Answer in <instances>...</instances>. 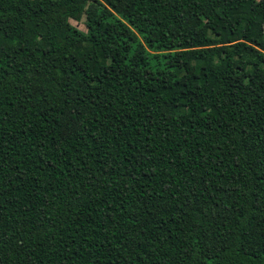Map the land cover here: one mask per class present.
<instances>
[{
	"label": "trees",
	"instance_id": "16d2710c",
	"mask_svg": "<svg viewBox=\"0 0 264 264\" xmlns=\"http://www.w3.org/2000/svg\"><path fill=\"white\" fill-rule=\"evenodd\" d=\"M0 264H264V0H0Z\"/></svg>",
	"mask_w": 264,
	"mask_h": 264
},
{
	"label": "rangeland",
	"instance_id": "374dc122",
	"mask_svg": "<svg viewBox=\"0 0 264 264\" xmlns=\"http://www.w3.org/2000/svg\"><path fill=\"white\" fill-rule=\"evenodd\" d=\"M71 22L76 25L78 28L82 30H86V25H85V19L83 18L81 21H76V20H71Z\"/></svg>",
	"mask_w": 264,
	"mask_h": 264
}]
</instances>
